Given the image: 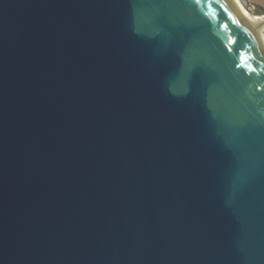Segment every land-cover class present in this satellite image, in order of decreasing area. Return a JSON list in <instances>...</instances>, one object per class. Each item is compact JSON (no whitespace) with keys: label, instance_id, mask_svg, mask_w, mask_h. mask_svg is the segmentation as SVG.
I'll use <instances>...</instances> for the list:
<instances>
[{"label":"water","instance_id":"obj_1","mask_svg":"<svg viewBox=\"0 0 264 264\" xmlns=\"http://www.w3.org/2000/svg\"><path fill=\"white\" fill-rule=\"evenodd\" d=\"M235 5L0 0V264H264V22Z\"/></svg>","mask_w":264,"mask_h":264},{"label":"bare ground","instance_id":"obj_2","mask_svg":"<svg viewBox=\"0 0 264 264\" xmlns=\"http://www.w3.org/2000/svg\"><path fill=\"white\" fill-rule=\"evenodd\" d=\"M233 1L235 2V6L238 8V10L251 22V24L256 27L261 26V23L264 22V15H252L249 11H247L240 0ZM260 36L262 41L264 42V27L260 30Z\"/></svg>","mask_w":264,"mask_h":264},{"label":"snow or ice","instance_id":"obj_3","mask_svg":"<svg viewBox=\"0 0 264 264\" xmlns=\"http://www.w3.org/2000/svg\"><path fill=\"white\" fill-rule=\"evenodd\" d=\"M194 2L197 4V5H200L202 3H207V4H211L212 0H194ZM218 2V0H217ZM224 27H227V25L225 24ZM229 43H235V41L233 40H229ZM229 51H231V49H229ZM249 59L248 56L246 55H241L240 56V60H241V63H238L236 65V67H244V62H246L247 60ZM262 62H264V58H262ZM249 71V74H251V72H256L257 76L260 75L261 72H264V67H261L259 68V70L257 69V67H254L252 65H249L248 66V70Z\"/></svg>","mask_w":264,"mask_h":264},{"label":"rangeland","instance_id":"obj_4","mask_svg":"<svg viewBox=\"0 0 264 264\" xmlns=\"http://www.w3.org/2000/svg\"><path fill=\"white\" fill-rule=\"evenodd\" d=\"M240 1L243 3V6L247 9V11H249L251 14L252 12H255L257 8L264 9V0H240ZM259 15H264V13Z\"/></svg>","mask_w":264,"mask_h":264},{"label":"trees","instance_id":"obj_5","mask_svg":"<svg viewBox=\"0 0 264 264\" xmlns=\"http://www.w3.org/2000/svg\"><path fill=\"white\" fill-rule=\"evenodd\" d=\"M264 13V9L262 8H257V10L255 12H252L253 15H259V14H263Z\"/></svg>","mask_w":264,"mask_h":264}]
</instances>
